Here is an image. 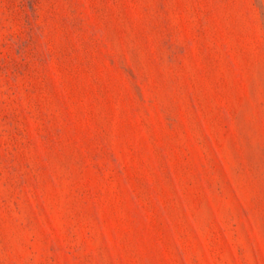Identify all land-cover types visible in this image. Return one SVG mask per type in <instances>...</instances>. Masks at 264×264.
Returning a JSON list of instances; mask_svg holds the SVG:
<instances>
[{
	"label": "rangeland",
	"instance_id": "1",
	"mask_svg": "<svg viewBox=\"0 0 264 264\" xmlns=\"http://www.w3.org/2000/svg\"><path fill=\"white\" fill-rule=\"evenodd\" d=\"M0 264H264V0H0Z\"/></svg>",
	"mask_w": 264,
	"mask_h": 264
}]
</instances>
